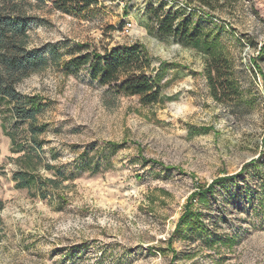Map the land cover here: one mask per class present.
<instances>
[{
    "label": "rangeland",
    "instance_id": "374dc122",
    "mask_svg": "<svg viewBox=\"0 0 264 264\" xmlns=\"http://www.w3.org/2000/svg\"><path fill=\"white\" fill-rule=\"evenodd\" d=\"M161 2L227 53L238 104L209 93L202 47L156 32ZM199 7L195 0H95L69 13L49 3L33 10L32 47L144 46L152 73L163 66L164 102L143 106L92 81L84 67L64 75L50 64L21 81L19 92L47 103L37 120L47 130L40 155L61 175L46 199L15 188L17 166L8 157L16 155L0 129V264H264L261 175L248 167L235 176L264 149V0ZM221 178L204 201L189 200ZM188 203L203 232L182 226L177 235Z\"/></svg>",
    "mask_w": 264,
    "mask_h": 264
},
{
    "label": "trees",
    "instance_id": "16d2710c",
    "mask_svg": "<svg viewBox=\"0 0 264 264\" xmlns=\"http://www.w3.org/2000/svg\"><path fill=\"white\" fill-rule=\"evenodd\" d=\"M195 1L201 9L205 7L209 10H220L238 0ZM47 3L63 13H69L71 9H88L95 0H0V129L9 139L11 154L16 155L8 157L17 166L11 174L15 188H25L27 193L40 199H46V191L58 186L56 177L61 174L40 155L43 143L39 136L47 130L46 125L38 123L37 120L46 109L47 103L38 94L19 92L17 87L21 81L46 70L50 64L56 65L64 75L76 74L84 67L92 81L107 86L116 94L135 95L143 106L164 102L161 84L163 66L152 73L154 67L147 50L137 42L111 48H95L86 42L66 41L49 43L44 47L30 46L28 30L38 20L33 10ZM164 6L165 3L161 2L157 7L162 11L157 15L156 32L176 36L180 42L187 45L202 47L207 54L204 77L207 79L209 93L217 102L229 100L238 104L242 95L238 82L233 77L227 53L214 43L201 40L197 27L189 30L190 20H180L176 10L164 9ZM157 9H154V13ZM112 28L113 26L109 27V30ZM260 51L262 53L264 49ZM254 64L258 66L256 62ZM262 140L264 143V137ZM258 155L251 162L244 164L235 176H240L251 167L252 171L261 175V185L264 186V149ZM40 169L54 173L55 176L43 177L39 175ZM221 180L223 179L215 180L206 189L194 192L189 200L198 195V200L204 201L202 197L213 190L214 185ZM258 201L264 207L263 191ZM178 220L175 229L177 235L182 226H187L190 232H203L200 214L191 212L189 203Z\"/></svg>",
    "mask_w": 264,
    "mask_h": 264
}]
</instances>
